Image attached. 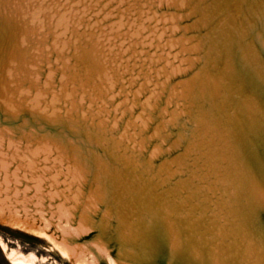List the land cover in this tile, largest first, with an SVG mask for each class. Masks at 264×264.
Wrapping results in <instances>:
<instances>
[{"label": "water", "instance_id": "water-1", "mask_svg": "<svg viewBox=\"0 0 264 264\" xmlns=\"http://www.w3.org/2000/svg\"><path fill=\"white\" fill-rule=\"evenodd\" d=\"M20 1L0 0L2 35L1 16L14 20L7 3ZM56 3V17L64 11L72 17L56 44L65 45L63 54L51 52V33L43 28L20 52L24 58L36 52L35 64L0 61L2 216L46 228L93 264H110L108 257L115 264H164L166 257L264 264V170L258 163L264 96L259 87L239 88L242 75L257 83L264 76V0ZM48 5L45 0L42 9ZM127 9L128 15L121 13ZM138 12L144 32L123 37L140 26ZM31 19L28 11L19 22ZM129 23L134 26L127 29ZM72 24L78 27L73 32ZM114 30L117 36L107 35ZM147 36L151 48L139 45L148 44L142 41ZM156 38L158 47L171 46L155 53L169 55L168 67L155 80L161 63L152 65L149 89L131 102L128 94L144 83L142 61L154 54ZM86 44L107 67L112 87L106 93L90 94L88 83L82 92L76 84L84 78L70 72ZM61 79L67 87L59 94ZM192 80L190 94L177 88ZM177 92L180 97L169 99Z\"/></svg>", "mask_w": 264, "mask_h": 264}, {"label": "bare ground", "instance_id": "bare-ground-1", "mask_svg": "<svg viewBox=\"0 0 264 264\" xmlns=\"http://www.w3.org/2000/svg\"><path fill=\"white\" fill-rule=\"evenodd\" d=\"M26 1L27 2L24 4L23 8L17 13H16L15 8L20 3L17 6L14 5V3H11V4L7 3L6 7H7L8 12L10 13V15L14 17V20L12 22H10L6 17L2 19V16H1V20H2L1 22H3L2 26L4 29L5 35H2L0 33V44L4 46L6 53L3 55H0V61L5 60V61H14L19 64L20 63L21 64L30 63V65L32 63L35 64L36 63L35 55H37L36 52L34 54L30 53L26 58H24L25 55L21 56L20 52L22 50V47L27 43V41L28 40L31 41L32 37L36 34H39V32H42L43 28H47V31L51 33V43H52L51 52L62 55L66 48L65 45H62L60 48H58L56 44L60 41V37L63 35V33L69 29V19L72 18L69 14L71 13L70 12L66 13L67 11L66 12L64 11L60 15L58 13V17H56L55 12L59 10V7H58L59 5L56 3L58 0H49V5L47 6L46 9H42L45 0H26ZM91 1L92 0H88L87 4L90 5ZM148 1H153V0H148ZM94 2H97V0H94ZM119 5L120 4H117V6ZM28 11H31V16L33 19L29 20L27 23L19 22L21 18H23V16L28 13ZM124 12H126V15H128L129 9H127L126 11H121V13H124ZM141 16H142V13L138 12L136 19L139 21L138 23L140 26L136 27L135 31L131 35H127V36L124 35L123 37L137 39L136 36L144 32L143 30H141V27L143 24L146 23V21L141 20ZM39 17H41L40 21H39ZM77 18H78L77 19V23H78V20H80L81 17L79 16ZM132 26L134 25L129 23L127 29H129V27H132ZM34 28L38 29L36 33L32 32ZM57 29H61L62 31L59 34L55 35L54 32ZM70 29H71V32H73L74 30H77L78 29L77 24H72ZM150 31L153 34L156 33V30L151 29ZM113 34L117 36L118 35L117 30L110 31L107 35L111 36ZM150 38H151L150 36H147L142 41H149ZM107 40L110 41V38L108 37ZM36 41L42 42L41 40H36ZM178 43L180 44V46H182L180 41H178ZM155 44L156 45L154 47V50H155L154 54L149 55L146 62L142 61L143 65L144 63H147V67L145 68L146 72L144 74V83L141 84L139 88L137 89V91H135L133 94H128V96H131V102H133L135 99H138L140 90H144L148 87V83L146 82V77H149V76L151 77L152 73L150 71V67L152 68V65L161 63V68L156 69L153 72L155 80H158V77H160V75H162V73L168 67V64L165 62L168 60V56L166 55L164 57L161 54L155 55V53L158 51L163 52L164 49L171 50L170 49L171 46L168 44H164L163 46L158 47V38H156ZM139 45L141 47H144L147 45V47L151 48L152 41H149L148 44L140 42ZM95 48H96L95 46H90L89 44H86L84 48H81L80 52L76 53L73 57L75 64L71 67L70 72L74 76L75 80L79 79L80 77L84 78L85 83L77 82L78 84H76L77 88L79 87L82 92L85 90V85L88 83L86 88L90 90L89 92L90 94L93 91L106 93L107 90H109L110 87H112V83L109 84V76L107 74V67L104 64V61H102L101 59H98L97 54L99 53L97 52V50H95ZM45 51H46V57H47L48 52L46 49ZM7 67H10L11 69H15V67H11L10 65ZM117 68H116V74L118 76ZM111 70L114 73V69H111ZM59 71H63L62 65L59 66ZM49 79H50V75H47V81H49ZM94 80L97 83L96 85L94 83ZM72 81H74V79H72ZM59 82L61 83V86H63L59 90V94H60L61 92H63V89L67 87L66 86L67 84H66V81L63 79H61ZM132 83H133V80L128 81L129 85H131ZM194 85H195V81L192 80L190 83L177 86V88H180L186 94L188 93L190 94ZM122 87L123 86L120 84V88ZM44 88L46 89V85L44 86ZM53 96L54 94L52 95V97ZM180 96H181L180 92L179 93L177 92V94L173 93L169 95V99L178 98ZM62 98L65 99L66 97L63 96ZM54 100L55 99L53 98V101ZM129 104L130 103H128V100L122 102V105L124 107L126 106L125 108L128 111H130L132 108V105H129ZM141 106L142 108H148L149 104L148 102H142ZM126 126H127V129L133 128V126H130L128 123ZM23 168H25V171H27L28 173H30L32 169L29 163L24 165ZM11 181L14 185H16V180L13 177L11 178ZM2 186L5 191L8 186L5 180L2 181ZM26 191L27 189L24 188L23 192H26ZM53 195H56V193L53 192ZM2 205L4 204L0 202V223L1 224H5L7 226L13 227L20 231L31 233L33 235L38 236L41 239H44L46 242H48L53 247L54 250H56L59 253V255L63 259L70 260L71 261L70 264H93L92 262L86 261V258L83 255L72 254L74 253L72 252V250H69L68 248L54 241V238L52 237V235L46 233V228L34 230V229H31L30 227H26L22 222L18 221L16 218L3 217L1 214L3 211V209L1 211ZM14 214L17 215L16 213ZM0 245L3 248V250L6 251V248H7L6 245L1 241H0ZM7 254H8V258L11 261V264H34V261L36 259L35 254H29L28 256H25L23 253L17 252L15 250H10ZM109 263L115 264V262L110 259H109Z\"/></svg>", "mask_w": 264, "mask_h": 264}, {"label": "rangeland", "instance_id": "rangeland-1", "mask_svg": "<svg viewBox=\"0 0 264 264\" xmlns=\"http://www.w3.org/2000/svg\"><path fill=\"white\" fill-rule=\"evenodd\" d=\"M0 241L7 247L5 252L0 247V262L2 263L11 264L6 256L10 250H15L23 253L25 256L35 254L36 259L34 264H69V261L63 259L48 242L35 237L31 233L5 228L0 225Z\"/></svg>", "mask_w": 264, "mask_h": 264}, {"label": "snow or ice", "instance_id": "snow-or-ice-1", "mask_svg": "<svg viewBox=\"0 0 264 264\" xmlns=\"http://www.w3.org/2000/svg\"><path fill=\"white\" fill-rule=\"evenodd\" d=\"M257 87H259L262 96H264V76H261L259 82L257 83V81L250 80L246 76L242 75L239 83V88L242 91H252L255 90ZM258 163L260 168L264 170V151L261 152ZM164 264H187V262L179 257H172V258L166 257Z\"/></svg>", "mask_w": 264, "mask_h": 264}, {"label": "flooded vegetation", "instance_id": "flooded-vegetation-1", "mask_svg": "<svg viewBox=\"0 0 264 264\" xmlns=\"http://www.w3.org/2000/svg\"><path fill=\"white\" fill-rule=\"evenodd\" d=\"M0 264H2V262H0Z\"/></svg>", "mask_w": 264, "mask_h": 264}]
</instances>
